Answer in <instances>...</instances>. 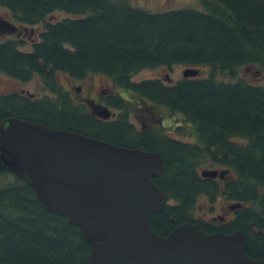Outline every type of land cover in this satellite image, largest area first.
<instances>
[{"label": "trees", "instance_id": "1", "mask_svg": "<svg viewBox=\"0 0 264 264\" xmlns=\"http://www.w3.org/2000/svg\"><path fill=\"white\" fill-rule=\"evenodd\" d=\"M199 2L201 8L152 11L129 0H0L19 24L43 21L30 49L21 48L17 38L0 40V71L22 81L38 75L54 93H0V121L16 116L161 153L163 171L153 179L168 199L149 214V226L162 235L185 220L206 232L240 226L249 234L247 255L264 259V82L235 77L242 65L264 71V0ZM54 10L71 15L45 19ZM174 64L210 70L173 83L132 79L141 68ZM57 72L73 81L104 75L124 90L111 104L123 107L126 92L142 114L163 108L179 113L191 127L190 139L149 125L137 132L125 112L117 119L99 118L85 102L68 96ZM202 165L228 171L221 178L203 176ZM203 194L209 202L221 194L243 203L234 225L195 217ZM250 223L263 233L250 231ZM90 247L77 225L36 196L26 175L0 166V264H87Z\"/></svg>", "mask_w": 264, "mask_h": 264}, {"label": "water", "instance_id": "2", "mask_svg": "<svg viewBox=\"0 0 264 264\" xmlns=\"http://www.w3.org/2000/svg\"><path fill=\"white\" fill-rule=\"evenodd\" d=\"M196 73L193 67L183 70L185 76ZM97 113L109 116L107 108ZM0 166L26 175L50 211L80 228L91 243L87 264H264L246 254L241 229L205 232L185 220L162 235L149 226V214L167 199L153 180L163 170L157 151L7 116L0 121Z\"/></svg>", "mask_w": 264, "mask_h": 264}, {"label": "rangeland", "instance_id": "3", "mask_svg": "<svg viewBox=\"0 0 264 264\" xmlns=\"http://www.w3.org/2000/svg\"><path fill=\"white\" fill-rule=\"evenodd\" d=\"M129 1L134 5L142 6L152 11H159V10H164L167 8H175V7L201 8V4L199 0H129ZM69 15L71 14L66 13L63 10H54L53 12L47 14L45 19L55 20ZM15 24H19V23H17V21L13 19L12 15L10 14V12L6 7L0 5V40H3L5 38H17L23 40V42L21 43L22 48L30 49L31 46L29 44L30 30H26L24 34L17 33L18 28L13 27L15 26ZM42 24L43 21L39 22L38 24H36V27H34L35 30L34 39L38 38V31H40V29L42 28ZM185 67H187V65L185 64H174L171 66L160 65L155 67H144L138 70L137 72H135L132 76V79L140 80L143 78L155 77V76H160L164 78V75L168 73L169 76L171 77L170 80L175 81L184 76L183 70L185 69ZM194 67H198L200 69L198 73L200 76L207 74L208 71L210 70L207 65H200ZM63 74L64 73L62 72H57V78H62ZM223 77H227V76L223 75ZM235 77H242L251 82H264V71L261 68H258L256 65L253 66L242 65L237 67ZM73 82L77 86L80 85L81 89H83L81 91V95H78V93L80 94V91L78 90L76 91V93L73 92L75 103L81 101L85 102L83 96H85V94L87 93V91L85 90L87 85H90L91 94L98 95V93L101 92L103 88H107V84H108L107 79L100 74L88 75L87 79L84 81L78 80ZM10 91H18L25 94H27L26 92H30L34 97H41L44 95H52V94L54 95L52 91L45 89L38 75H33L31 78L22 81L0 71V93L10 92ZM124 95L129 98L128 100V109L130 112L129 114L135 115V118L131 117V120L136 122V126L137 127L140 126L141 118L142 120L149 121V119L146 120L147 117L145 116L140 117L141 108L138 109L137 112L134 110V108L131 105V103H134V99L131 96L127 95L126 92L124 93ZM86 104L91 110L90 107L91 105L89 103ZM155 110L157 111V113L155 112H153V114L149 113L152 114L150 115L149 118H151L152 121L151 123L155 129L159 131H163V130L167 131L168 132L167 134L173 135L183 140L190 139L191 127L187 125V123L184 121V119L179 113L168 110L166 108H163L161 110L158 109ZM160 120H162L163 124H159ZM178 125H180L182 132L177 131ZM204 167L206 168L211 166L202 165L199 168V170ZM214 167L220 168V166H214ZM229 174H233V172H229ZM223 200L224 199H222L221 194L216 195L213 202H209V196L205 194L200 195L196 201L193 215L197 218H203L206 221H211L213 220V216L217 215L218 213L221 212L230 213L229 210L227 209L228 202Z\"/></svg>", "mask_w": 264, "mask_h": 264}, {"label": "flooded vegetation", "instance_id": "4", "mask_svg": "<svg viewBox=\"0 0 264 264\" xmlns=\"http://www.w3.org/2000/svg\"><path fill=\"white\" fill-rule=\"evenodd\" d=\"M39 22H41V21H39ZM38 22V23H39ZM4 23H6V22H4ZM38 23H36V24H38ZM7 24H9V23H7ZM36 24H34V25H30V26H27V25H25V24H15V26H13V27H17L18 28V31H17V33H21V34H24L25 33V31L26 30H30V34H29V39H30V42H32L33 40H34V34H35V30H34V27H36ZM9 25H11V24H9ZM39 32V31H38ZM171 66V65H170ZM102 76H104V75H102ZM88 77V76H87ZM87 77H85L84 79H82L81 81H84V80H86L87 79ZM105 77V76H104ZM155 77H159L163 82H165V83H173V82H175V81H171L170 80V76H169V74L168 73H166L165 75H164V78H162V77H160V76H155ZM106 78V77H105ZM107 79V78H106ZM58 80H59V82L61 83V85L63 86V88L66 90V92H67V94H68V96H71V97H74L73 96V92L74 93H76V91L78 90V91H80V94L78 93V95H81V91L83 90V89H81V86L80 85H75L74 84V82H73V79L72 78H70V77H68V76H66L65 74H63V77L62 78H58ZM107 82H108V84H107V88H103L102 89V91L101 92H99L98 93V95H93V94H91V91H90V85H87V87H86V91H87V93L85 94V92H84V94H85V96H83V94H82V96H83V98L85 99V102L86 103H89L91 106V112L93 113V114H95L96 116H98L99 118H102L101 117V115L100 114H98L97 113V111L99 110V109H101L102 107H108L109 109H110V116L108 117V118H106L107 120H112V119H117L118 118V116L122 113V112H125V116H126V118H127V120H128V122L129 123H131L132 125H133V127H134V129L137 131V132H142V131H144V130H147V128L149 127V126H152L153 127V125H152V121H151V118H149L150 117V115L151 114H149V113H144V114H142V112L140 113L141 114V116L140 117H142V116H146L147 117V119L146 120H148L149 119V121H145V120H142V118H141V124H140V126L139 127H137L136 126V122L135 121H133V120H131V117H134L135 118V115H130L129 113V109H128V100H129V98L128 97H126V96H124L125 97V99H126V103H127V109H123L124 107H125V105H126V103L124 102V106L123 107H119V106H116L115 104H111V102L109 101L110 99H113L114 97H116V94H118V92L120 93H123L124 92V90H117V88L116 87H112L111 86V84L109 83V81H108V79H107ZM81 83V82H80ZM116 99V98H115ZM133 103H131V105H132ZM132 107H133V105H132ZM134 108V107H133ZM114 110H116V111H114ZM134 110L137 112L138 111V108L136 109V107L134 108ZM103 119H105V118H103ZM154 119V118H153ZM162 119V118H161ZM156 120V119H155ZM159 124H163L162 123V120H160L159 121ZM149 125V126H148ZM154 128V127H153ZM155 129V128H154ZM155 130H157V129H155ZM161 132H164L165 134H167L168 132L167 131H161ZM167 135H170V134H167ZM170 136H173V135H170ZM173 137H175V136H173ZM222 199H224L223 201H227L228 202V204H227V209L229 210V212L230 213H226V212H221V213H218L217 214V217L215 218V219H213L212 221L213 222H217V221H227L229 224H232V225H234L232 222H233V220L235 219V217H236V209L235 208H231L230 207V201L231 200H228V199H225L223 196H222ZM238 228H240V226H236L235 228H233V230H235V229H238ZM240 229H242V228H240ZM249 229H250V231H252V232H255V233H258V234H262L263 233V229H259V228H257V226H255V224H253V223H250V226H249ZM217 230H221V231H224V230H222V229H217ZM232 230V231H233ZM243 230V229H242ZM244 231V230H243ZM245 232V231H244ZM245 234L247 235V237H248V239H249V234L247 233V232H245ZM262 259V258H261ZM264 260V259H263Z\"/></svg>", "mask_w": 264, "mask_h": 264}]
</instances>
